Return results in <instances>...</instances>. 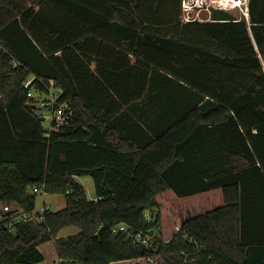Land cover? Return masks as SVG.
I'll return each instance as SVG.
<instances>
[{"label": "trees", "instance_id": "1", "mask_svg": "<svg viewBox=\"0 0 264 264\" xmlns=\"http://www.w3.org/2000/svg\"><path fill=\"white\" fill-rule=\"evenodd\" d=\"M181 1L0 0V202L65 198L39 221L0 209V264L50 240L66 264H264V0L248 21H182ZM51 85L47 130L29 89ZM151 85L170 119L139 137Z\"/></svg>", "mask_w": 264, "mask_h": 264}, {"label": "rangeland", "instance_id": "2", "mask_svg": "<svg viewBox=\"0 0 264 264\" xmlns=\"http://www.w3.org/2000/svg\"><path fill=\"white\" fill-rule=\"evenodd\" d=\"M27 4V2H25ZM234 14L237 15L235 11H233ZM197 18L205 20L207 18V13L201 12ZM30 82V79L25 82V85L27 86ZM60 94V89L51 85L48 91H39L34 86H31L29 89V96L31 97L30 105L33 106L37 113L40 114L43 117V127L47 130L51 129V122H61L63 121L65 117V110L67 108L66 104H60L57 102V97ZM162 97V91L157 92L156 88L150 87L149 92L147 95H145L140 101H138L136 104L139 107L138 110L134 111V114L141 113L142 110H140V107L143 109L142 116L136 121L135 117H130L125 123H129L130 121L137 123L133 127H129L130 133L134 135H138L139 137L142 136V132L146 131L143 126L147 129L146 123L151 125L149 127V130L155 125V127H158L160 125H163L161 121L159 122V125L156 124L153 121H157L158 118L162 120H169L170 118H165L161 113L160 107L158 106L157 101H161ZM170 100V99H169ZM144 102V103H143ZM175 102V108L177 106H181L180 100H173ZM170 114V113H169ZM163 122V121H162ZM144 124V125H143ZM129 125V124H128ZM148 130V129H147ZM75 180L79 182L85 190L86 196L89 199H94L95 193H94V184L93 180L90 176H75ZM45 204L48 206L51 210H58L64 207L65 205V198L63 194H51V193H44L39 191L37 193L36 201H35V209L38 210L41 208V206ZM2 203L0 202V209L2 208ZM1 211V210H0ZM77 232V228L74 226L66 227L62 229L58 233V237H64L68 235L75 234ZM40 250L43 254V260L34 264H66L64 262L58 261V258L56 256L55 246L54 242L52 240L44 242L40 247Z\"/></svg>", "mask_w": 264, "mask_h": 264}, {"label": "built area", "instance_id": "3", "mask_svg": "<svg viewBox=\"0 0 264 264\" xmlns=\"http://www.w3.org/2000/svg\"><path fill=\"white\" fill-rule=\"evenodd\" d=\"M248 2L249 0H182V21H189L193 19H199L194 15H199L201 12L207 13V18L205 20H211V10L214 8H219L226 10L233 14L236 19L244 18L248 21ZM233 11L237 13L234 14ZM35 192H39L34 188ZM46 205H42L40 209L33 210L31 212H25L18 208H12L10 205L5 204L2 206V211L7 212L13 210L11 216H15L18 220H42L41 213L44 211ZM38 214V215H37ZM128 227L125 224H118L112 228L113 233L126 232Z\"/></svg>", "mask_w": 264, "mask_h": 264}, {"label": "water", "instance_id": "4", "mask_svg": "<svg viewBox=\"0 0 264 264\" xmlns=\"http://www.w3.org/2000/svg\"><path fill=\"white\" fill-rule=\"evenodd\" d=\"M211 20L230 21V20H235V16L226 10L214 8L211 10Z\"/></svg>", "mask_w": 264, "mask_h": 264}, {"label": "crops", "instance_id": "5", "mask_svg": "<svg viewBox=\"0 0 264 264\" xmlns=\"http://www.w3.org/2000/svg\"><path fill=\"white\" fill-rule=\"evenodd\" d=\"M160 114H162L165 118H168L169 117V113L168 112H166V111H161V113ZM161 121V123H162V119H160V118H158V120L157 121H153V122H155L156 124H158L159 125V122ZM155 126V125H154ZM161 126V125H160ZM65 206V205H64ZM43 244V243H42ZM42 244H40L39 246H38V248L42 245ZM39 250H40V248H39ZM41 251V250H40ZM57 256V255H56ZM58 261H60L59 259H58Z\"/></svg>", "mask_w": 264, "mask_h": 264}]
</instances>
